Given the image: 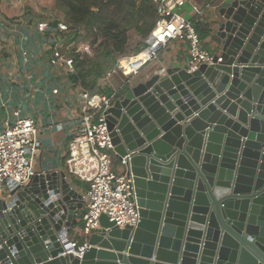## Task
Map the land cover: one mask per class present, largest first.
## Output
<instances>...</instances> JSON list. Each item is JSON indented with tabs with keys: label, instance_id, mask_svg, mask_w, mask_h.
Here are the masks:
<instances>
[{
	"label": "water",
	"instance_id": "obj_1",
	"mask_svg": "<svg viewBox=\"0 0 264 264\" xmlns=\"http://www.w3.org/2000/svg\"><path fill=\"white\" fill-rule=\"evenodd\" d=\"M219 53L126 81L104 112L136 226L101 215L80 257L84 196L62 171L0 188L1 264H264V0H227Z\"/></svg>",
	"mask_w": 264,
	"mask_h": 264
},
{
	"label": "built area",
	"instance_id": "obj_2",
	"mask_svg": "<svg viewBox=\"0 0 264 264\" xmlns=\"http://www.w3.org/2000/svg\"><path fill=\"white\" fill-rule=\"evenodd\" d=\"M31 3L33 0H27ZM155 5L154 27L145 40L144 47L134 56H120L115 70L126 81L139 75L140 70L158 58L159 52L170 43L181 41L187 45L188 72H193L202 64H212L213 56L203 47L193 20L182 14L190 0H152ZM196 11L195 15H201ZM48 23L37 24L39 32H45ZM60 33L67 27L57 25ZM65 52L59 48L52 50L49 66L63 69L68 75L73 72L74 61L71 53L91 55L88 45L74 46L63 36ZM23 61L29 59L26 49L21 51ZM165 69H160L164 73ZM52 95L59 90L53 88ZM116 92L109 96L99 92L84 91L76 85L75 101L77 113L73 116L68 133V154L65 160L66 173L87 185L85 191V212L79 230L82 241L71 240L65 245L67 253L80 257L87 247L91 232L99 227L101 215L107 216L115 226H136L139 212L131 200V180L123 173L112 169L115 157L111 138L105 123L104 112L117 99ZM60 126L58 129L60 130ZM38 128L32 118L25 117L20 110H13L0 129V188L5 190L8 182L25 185L35 173L32 156L39 148ZM123 166L124 161L120 162ZM1 264V263H0Z\"/></svg>",
	"mask_w": 264,
	"mask_h": 264
},
{
	"label": "crops",
	"instance_id": "obj_3",
	"mask_svg": "<svg viewBox=\"0 0 264 264\" xmlns=\"http://www.w3.org/2000/svg\"><path fill=\"white\" fill-rule=\"evenodd\" d=\"M227 0H190L182 14L194 21L204 49L212 56L219 53L215 21L218 10ZM196 11L202 14L196 16ZM1 15V13H0ZM25 19H0V129L13 110H20L25 117L32 118L38 128L39 148L32 156L35 172L42 170L62 171L68 182L82 196L87 185L66 173L65 160L68 154V133L73 116L77 113L75 101L76 85L68 79V74L61 68L49 66L52 50L59 48L65 52L64 33L56 27L45 32L36 29L37 24ZM26 49L29 59L25 63L21 51ZM188 49L184 42L170 43L159 52L158 58L146 64L138 76H149L152 72L170 67L186 65ZM53 88L59 90L52 95ZM61 127L60 130L58 127ZM113 171L123 173L124 168L114 157ZM85 209L76 217L80 230ZM68 237L69 236L68 233ZM74 239V238H73ZM72 240V239H71ZM77 241V240H75Z\"/></svg>",
	"mask_w": 264,
	"mask_h": 264
},
{
	"label": "trees",
	"instance_id": "obj_4",
	"mask_svg": "<svg viewBox=\"0 0 264 264\" xmlns=\"http://www.w3.org/2000/svg\"><path fill=\"white\" fill-rule=\"evenodd\" d=\"M60 1L66 6V23L74 27L72 31L67 27L70 30L68 35L64 33L67 43L73 42L77 46L82 43L81 40H85L80 29L91 36L92 41L85 40L90 43V49L101 41L96 54L71 53L74 68L68 75L69 81L84 91L106 96L116 92L119 97L126 89V80L113 67L117 58L128 52L129 30H135L141 39L146 40L154 27L156 15L152 0ZM57 25L58 21L53 22L51 27ZM195 28L198 32L196 25ZM144 45L145 42H142L134 54L139 53Z\"/></svg>",
	"mask_w": 264,
	"mask_h": 264
},
{
	"label": "rangeland",
	"instance_id": "obj_5",
	"mask_svg": "<svg viewBox=\"0 0 264 264\" xmlns=\"http://www.w3.org/2000/svg\"><path fill=\"white\" fill-rule=\"evenodd\" d=\"M65 11L66 6L60 0H33L31 3H29L27 0H0V19L1 16H3L4 19L8 21L15 19H25L26 17H30L32 21L46 22L49 24V26H51L53 22L58 21L59 24H63L66 27H69V29L72 31L74 27H71L68 23H66L67 21L65 18ZM70 30H68L67 28L65 34L68 35V31L70 32ZM80 32V34L83 36V38H85V40H91V36L84 32V30L80 29ZM128 34L129 41L128 52L126 56H134L136 55L134 54L135 49H137V47H139L142 42H145V39H141L139 34L133 29L129 30ZM85 40H81L82 43L80 44L90 46V43ZM100 42V40L97 41V43L93 45V48H91V51L93 49V54L97 53V46L100 44ZM68 43L74 44L73 42ZM114 69L115 66L113 67V70ZM69 236L72 240H79L80 242L82 241V236L80 235L79 230L76 228H74V230L69 233Z\"/></svg>",
	"mask_w": 264,
	"mask_h": 264
}]
</instances>
